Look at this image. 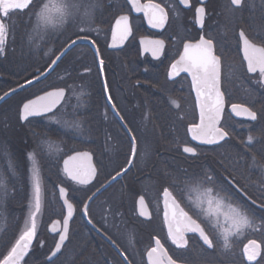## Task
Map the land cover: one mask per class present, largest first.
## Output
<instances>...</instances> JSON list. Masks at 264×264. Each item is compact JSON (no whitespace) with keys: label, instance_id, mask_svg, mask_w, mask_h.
<instances>
[{"label":"flooded vegetation","instance_id":"flooded-vegetation-1","mask_svg":"<svg viewBox=\"0 0 264 264\" xmlns=\"http://www.w3.org/2000/svg\"><path fill=\"white\" fill-rule=\"evenodd\" d=\"M51 2L59 5L65 0ZM73 2L81 7L63 24L52 8L54 23L44 25L47 69L36 71V78L32 79L31 69L38 61L6 60L7 39L0 52V114L8 116L0 130L8 131L10 137L0 139V264L31 226L36 212L34 167L41 188L36 233L17 264H150V253L153 264L161 259L166 264L168 257L175 264H264V168L260 167L264 165V75L259 66L249 71L240 37L243 31L252 44L264 47V0H242L239 7L231 0H189L187 6L180 0H136L135 5L132 0ZM41 3L33 0L29 8L10 15L35 17ZM156 4L167 14L163 23L158 19L159 10L149 7ZM198 8L204 9L202 16ZM0 17L4 22L6 17ZM150 17L156 19L150 23ZM65 35L72 38L65 39ZM201 38L212 40L213 53L219 59L222 111L216 127L227 136L217 143L193 139L189 129L199 128L202 110L193 73L184 69L173 72L185 46L197 44ZM73 41H85L67 53L75 52L76 112L88 116L89 140L82 142L88 150L70 151L64 157L67 150L61 144L44 149V120L59 108L22 123V107L42 94L26 96L37 83L16 90L44 75ZM160 41L162 45L157 43ZM49 51L60 52L51 63ZM88 82L89 90L83 93ZM217 93L206 95L205 113L217 107ZM233 104L256 112L257 119L236 117ZM220 105L221 100L219 110ZM18 127L23 129L20 141L16 140ZM185 147L193 148L194 154L185 153ZM60 152V172L48 171V178L57 174L64 186L57 185L48 196L44 156L58 159ZM84 152L91 155L97 172L89 185L70 181L62 166L66 158ZM59 187L66 190L74 217L61 251L49 261L64 235L67 215ZM166 189L170 196H165ZM232 208L245 213L253 227L230 234L225 249L220 233L232 229L227 219ZM182 212L204 228L213 248L204 244L198 232L187 230L190 222ZM54 222L60 223V231L52 235L49 227ZM170 228L173 235L181 229L185 247L173 243ZM253 240L259 248L250 244ZM246 246L249 253L256 252L253 260L248 259ZM153 248L157 251L152 252Z\"/></svg>","mask_w":264,"mask_h":264},{"label":"snow or ice","instance_id":"snow-or-ice-1","mask_svg":"<svg viewBox=\"0 0 264 264\" xmlns=\"http://www.w3.org/2000/svg\"><path fill=\"white\" fill-rule=\"evenodd\" d=\"M33 0H0V15L3 17H9L10 13L15 10H23L26 8H29V6L32 4ZM132 3L135 5L136 0H132ZM181 4L188 5L189 0H180ZM231 4L235 6H240L242 4V0H231ZM56 8V12L58 14L59 22L61 24L65 23L70 17H72L75 12L79 11V8L81 7L79 4L73 2V0H65V2L59 4V5H53L51 0H46V2H43L38 6V10L34 12L35 17L37 18L38 23H43L44 25H48L50 23H54L53 16H52V8ZM150 8L158 9L160 12L159 16V22L163 23L164 19L166 18V13L162 8H160V5H149ZM198 15L202 16L204 13L203 8L197 9ZM87 14V12H86ZM121 19L126 20V17H122ZM154 17H150V23L154 21ZM119 24V21L117 22ZM153 26H157L156 23H153ZM83 31V29H81ZM129 30L126 29V34ZM6 26L5 23L0 21V52H3V45L6 40ZM240 37L244 42L245 46V59L248 61L249 65V71H253L256 66H259L261 74L264 75V47H256L254 44H252L249 39L245 36V33L243 31L240 32ZM83 39V37H81ZM75 43V41H73ZM158 44L162 45V41L157 42ZM212 47L213 42L211 39L204 40L201 38L200 45L197 46V48L201 52V56L198 60L193 61L188 67H186L185 71H192L193 73V80H194V86L197 87L198 96L203 94L202 90H212L215 89V86L219 79V59L212 54ZM189 49V46H185V52L187 53ZM97 55H99V52L97 51ZM101 65H103V61H100ZM175 68L176 66L173 65ZM105 89L107 90V84L105 83ZM53 95V94H49ZM56 95L62 96L63 90H61ZM218 99H217V107L215 109L209 108L207 113V119L209 121V126L207 128H203L201 126H197L200 128V134L199 136L194 132L193 139H201L202 143H217L219 140H222L227 136V132H225L222 128L215 127V124L218 119V113H219V103H220V97L219 93H217ZM109 100H111V97H109ZM175 103V101H173ZM115 107V106H114ZM177 107H179L177 105ZM233 109L240 108V105L233 104ZM50 110V109H49ZM243 112L253 121L257 119V114L254 111H251L248 108H244ZM24 113L25 118L29 114H38V110L34 108L30 104L24 105ZM205 117V112L202 107L201 110V120L203 122ZM190 131H193L192 129H189ZM253 138L249 136L248 143H252ZM184 151L187 153H193L195 150L191 147H185ZM132 152L135 154V138H133L132 141ZM79 155V154H78ZM82 155L87 156V153H83ZM253 160H255V157H253ZM67 163V162H66ZM261 168H264V165H260ZM74 179H77L79 183L86 184L90 181V179L95 175V169L92 168L89 170V172L85 175H81L80 173H70ZM120 173H117L119 175ZM115 179V177H113ZM208 180H212V177H207ZM3 184L0 182V187H2ZM33 189H34V199H35V209L36 212H39L40 210V199H41V188H40V180L38 173L36 172L35 167L33 168ZM208 192H211L212 189H207ZM60 195H65L64 188L60 189ZM171 193L165 190V196H170ZM67 208H68V216L71 217L73 212V205L71 203H68L65 201ZM140 203H143V197H141ZM209 208H208V214L211 215V206L212 201L209 200ZM36 212L32 213V222L31 226L27 227L26 230L23 232V234L19 237V239L16 241L15 246L11 249V252L9 253L8 257L5 258L4 264H15V261L18 260L20 257H22L25 253V250L28 248V245L30 244L32 238L34 237L36 233V224H35V214ZM87 214V206L85 205V215ZM182 215L184 218H186L190 225L187 228L189 231L198 232L200 238L203 240L204 244L208 246V248H213V240L209 238V236L206 234L204 228H202L199 224L196 223L195 220H193L190 216H188V213L182 212ZM227 219L231 222L232 229H235V232H232V229L223 230L220 235L223 238L224 241V248L227 249L229 247V236L230 234H236L241 232L245 228L253 227L252 221L249 219V217L240 211L237 208H232L231 215L227 217ZM91 222V221H90ZM67 225L68 220H64V235H61L60 237V243H57L55 246V251L52 253L53 256L56 255V252H59L61 249V245L63 241L66 239V233H67ZM217 224H213V227H217ZM255 230V229H254ZM169 234L173 237V243L177 244L178 247H185L187 244V241L184 240L183 235L181 234V229L177 228L176 234L173 235L172 230L170 228ZM157 245L159 246L160 242L156 241ZM250 244L255 246V248H259V245L256 244V242L250 241ZM157 249L153 248L152 252H156ZM245 253L248 256L249 260H253L256 256V252L253 251L251 253L248 252V247H245ZM151 258V253L149 254ZM166 256V254H165ZM154 264H165V261L161 259L158 262H154ZM166 264H175V262L168 257Z\"/></svg>","mask_w":264,"mask_h":264},{"label":"trees","instance_id":"trees-1","mask_svg":"<svg viewBox=\"0 0 264 264\" xmlns=\"http://www.w3.org/2000/svg\"><path fill=\"white\" fill-rule=\"evenodd\" d=\"M4 23L7 29L6 60L22 58L38 61L40 64L33 66L31 69L32 79L36 78V71L42 72L47 69L44 68V24L38 23L36 17L25 16L20 13L6 17ZM55 36L61 38V35ZM64 38L68 39L72 37L65 35ZM18 52L22 53V55L20 56ZM59 53L55 51L47 52L48 62L51 63ZM74 60L75 52L71 50L61 59V62L57 64L46 80L37 83L26 91L27 97H35L55 89L66 91L67 95L61 107L53 115L44 120V149L61 144L64 147L63 150H67L66 154L63 155L64 157L69 155L70 151L88 150V147L82 143L89 140L88 116L77 115L76 112L78 106L75 101ZM16 84V86L19 85V83ZM89 85L90 83L88 82L83 93L88 92L89 89L87 90V88H89ZM4 119H8V116L0 114V124L4 122ZM21 133H23V129L18 127L16 140L20 141L23 139ZM9 138L8 131L0 130V139L8 140ZM63 156L61 152L57 153L59 160L56 157L55 159L48 160L44 156V190L48 196L53 194V189L55 191L57 185L64 186L57 174L48 178V171L52 172L53 170V172L57 173L59 170L60 172V161ZM23 184L24 182L20 186H23ZM47 218L48 212L44 219V228Z\"/></svg>","mask_w":264,"mask_h":264},{"label":"water","instance_id":"water-1","mask_svg":"<svg viewBox=\"0 0 264 264\" xmlns=\"http://www.w3.org/2000/svg\"><path fill=\"white\" fill-rule=\"evenodd\" d=\"M0 21H2L1 20V17H0ZM83 43H85V41H76L75 43H73L70 46H68L55 59V61L52 63V65L50 66V68L47 70V72L44 75H42L37 80H35V81H33V82H31V83L23 86L22 88L16 90V92H19V91H21V90H23V89H25L27 87L33 86L34 84L39 83L42 80H44L52 72V70L57 65V63L67 54V52L70 50L71 47H73L74 45L83 44ZM200 43L201 42H199L197 44L188 45L189 46V49H188V52L187 53L185 52V49H184L181 57L175 63V66L176 67L175 68L173 67V72L174 73L177 72V71H179V70H182V69H185L186 67H188L191 64L190 61L193 62V61L198 60L200 58L201 52L197 48V46L200 45ZM244 49H245V46H244V42H243V52L245 54V50ZM212 54L214 55V53H213V47H212ZM219 69H220V67H219ZM193 82H194V80H193ZM195 88H196V92H197V87H195ZM61 90H63V89L51 90L49 92H46V93L38 96L35 99L29 101L28 103H26V104H30L34 108H36L38 110V114H29L25 118L24 106H23L22 109H21V116H20L22 123L26 122L30 118H36V117L50 115V114L54 113L58 108H60V106L63 104V102L65 101V98H66V91L65 90H63V95L62 96L56 95ZM211 92H218L220 94L219 79H218V82H217V84L215 86V89H212V90H202V93L203 94H201V95L198 96L199 97V101L201 102V108L202 107L205 108L204 107V102H205L204 99H205L206 95H209V93H211ZM11 94H14V93H11ZM49 94H53V95H49ZM197 95H198V92H197ZM220 97H221L220 98L221 105H220V110H219V113H218V119H217V122L215 124V127L217 126V123H218V120L220 119V114H221V111H222V96H220ZM233 113L238 118H247V115L243 112V109L242 108H236V109H234ZM200 126L203 127V128H207L209 126V121L207 119V113H205V117H204L203 122L201 120ZM194 132L199 136V134H200V128H195L192 131V134L193 135H194ZM82 154L83 153L73 154L72 156L66 158L64 160V162H63V165H62L63 166L64 174L67 176V178L70 181H72L74 183H79V182H78L77 179H74L73 176L70 173H80L81 175H85V174H87L89 172L90 169H92V168L95 169L91 155L89 153H87V156H84ZM96 173L97 172H96V169H95V175L90 179V181L88 183L82 184V185H89V184H91L94 181L95 177H96ZM79 184H81V183H79ZM60 189L61 188L59 187V189H58L59 190V194H60ZM60 198H61V201H62V203L65 206V209L67 211V215H66V218L65 219L68 220V225H67V231H68L69 224H70V222L72 221V219L74 217V210L72 212L71 217H69L68 216V208H67V205L65 203V201L68 202L66 190H65V195L64 196H61L60 195ZM59 231H60V223L54 222V223H52L50 225V227H49L50 234L55 235V234H58ZM58 243H60V241ZM62 246H63V243L61 245V248H62ZM29 247H30V244L28 245V248L25 250L24 255L22 257H20L18 260H16L15 261V264H17L25 256L26 252L29 250ZM60 251H61V249H60ZM59 252H56V255L55 256L52 255L50 257L49 261H52L53 259H55L56 256L59 254ZM149 260H150V264H153L152 258H150ZM2 264H4V262Z\"/></svg>","mask_w":264,"mask_h":264}]
</instances>
